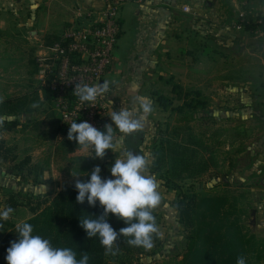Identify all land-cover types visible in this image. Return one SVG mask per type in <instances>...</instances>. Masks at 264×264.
Instances as JSON below:
<instances>
[{
  "label": "rangeland",
  "instance_id": "374dc122",
  "mask_svg": "<svg viewBox=\"0 0 264 264\" xmlns=\"http://www.w3.org/2000/svg\"><path fill=\"white\" fill-rule=\"evenodd\" d=\"M246 7L242 4L238 11L247 13ZM12 37L0 36V109L5 103L28 97L34 100L31 104L34 112L16 119L22 124L18 130L0 135V141H5L7 148L12 149L13 154L18 158L16 162L10 158L9 160L0 158V210L7 208L9 199L18 193L35 197L46 196L52 200L64 188L75 186L76 179L86 181L89 177L84 175L90 174L97 166L101 168L102 178H113L108 169L115 162V149L114 153L109 151L103 159H100L95 158L91 149L79 148L74 140L68 139V135H59L54 140H46L48 134L55 129L61 128L62 131L65 129L60 116L47 102V93L39 82L41 68L38 57L41 52L46 53L42 51L44 38L33 37V42L27 40L24 44L20 39ZM26 38H32V36L27 34ZM237 39L232 51L228 53L218 51L216 54L219 59H232V62L229 65L219 66L222 71L218 82L219 92L212 96L208 91V96L202 95L199 98L200 101L205 102V108L198 105L197 110L192 111L185 107L184 111H178V107L183 106L184 102L179 100L178 95L172 90L178 82L183 80H186L183 82L186 85L181 86L183 97L186 93L194 94L195 89L199 88L200 83H197L199 80L193 82L192 72L197 67L194 62L205 60L206 55L203 54L202 48L205 45L208 50L210 49L208 40L204 39V42L197 40L194 48L186 54L188 62L185 67H178L182 63V58L177 57V53L171 52L169 58L176 64L171 67V72L174 71L175 74L163 76L162 73L160 78L155 80L152 78L144 84L142 97L151 101L153 110L141 121V129L135 132L140 135L139 141L134 145L132 139L129 140L132 151L139 153L141 145L144 142L147 143L146 147L152 158V161L150 160L152 172L157 155L162 154V149L168 153L170 148L182 144L187 147L188 156L196 155L195 166L206 164L208 170L195 177H191V174L186 172L182 179L175 178L174 184H170L171 187L166 186L167 179L161 178L162 175L166 176L168 170L171 171L169 165L163 166L160 173L152 172L157 182L161 181L164 189L166 187L169 191L165 194L160 193L161 203L153 209L159 218L157 225L159 243L153 244L152 247L157 250V254L140 257L130 264H180L183 260L186 253V233L179 223L176 210V202L181 195L185 193L213 194L223 191L245 194L243 185L246 183L242 182L243 169L253 163L247 150L248 144L264 141V123L256 118V120L248 118V115H243L241 111L252 109L259 105L258 103L264 102V97L259 99L250 97L239 87V84L243 80H250L252 85H259L262 80L264 29L257 27L241 31ZM164 68L167 73V67L164 66ZM184 68L188 69L185 72L186 75L180 74ZM203 71L209 73L210 67L203 66ZM201 84L208 87V83ZM234 84L237 88L226 91V87L230 89ZM159 96L167 99L166 108L162 102L158 101ZM105 97L110 111H113L108 95L106 94ZM194 97L196 96L191 95L188 100L191 101ZM135 111L138 112V108L133 112ZM2 119L5 117H0V121ZM28 120H31L33 125L40 124L39 130H34V126L24 128ZM120 134L118 131L115 132L116 136ZM28 157L31 158V162L24 170L15 168L18 162ZM72 174L81 175V177L73 178ZM255 183L261 185L257 179ZM172 186H179L180 189L175 190ZM216 186H219V189ZM261 197H264V192ZM17 200L27 203L24 196ZM32 216L25 206L15 209L8 220L0 222L3 224V227H0V239L8 232L9 227L6 222L9 221L17 226ZM111 264L117 263L111 260Z\"/></svg>",
  "mask_w": 264,
  "mask_h": 264
},
{
  "label": "crops",
  "instance_id": "0c3cea01",
  "mask_svg": "<svg viewBox=\"0 0 264 264\" xmlns=\"http://www.w3.org/2000/svg\"><path fill=\"white\" fill-rule=\"evenodd\" d=\"M242 4L247 6V13L238 11ZM186 6L190 7L191 13L184 12L183 8ZM103 7L104 0H0V36H13L12 38L20 39L24 44L27 40L33 42L35 37L44 38V51L47 48V37L62 35L77 23V16L81 12H99ZM241 14L245 15L247 20L264 17V0H143L142 3L126 4L122 10L121 36L114 53L113 67L105 80L109 85L105 95H108L112 109L119 111L127 107L133 112L138 108L137 100L142 97L145 83L152 78H160L162 73L163 76L175 74L174 71L171 72V67L176 64L170 60V54L177 53V57L182 58L178 67H185L188 51L194 48L197 40L204 42V39L208 40L210 49L204 45L202 49L206 55L205 60L194 62L197 67L192 72L193 82L199 80L197 83H200V86L195 90L202 95L208 96V91L212 96L216 95L219 92L218 82L222 73L219 66L232 62V59H219L216 54L218 51H232L239 33L248 31L240 21H243ZM27 34L32 38L27 39ZM262 47L264 48V43ZM161 65L167 67V73ZM206 65L210 67L209 73L203 71V66ZM186 70L188 69L184 68L180 74L186 75ZM183 82H178L177 85H186ZM201 83H208V87ZM239 87L250 97L263 98L264 71L259 85H252L250 80H243ZM235 88L237 87L234 84L230 89L226 87V91ZM258 104L241 112L252 120L259 119V122L264 123V102ZM133 115L138 117L139 111L133 112ZM139 136L136 133L117 136L119 147L115 149L116 157L125 152L136 153L132 151L129 140L132 139L133 144H136ZM141 146L137 153L149 154L147 143L144 142ZM247 150L253 163L243 169L242 182L246 183L243 185L244 192L252 207V230L264 241V197H261L264 192V141L249 143ZM150 166L148 171L152 174ZM256 179L261 185L255 183ZM159 182V193L169 192L166 187L164 189L162 182ZM216 187L219 189V186Z\"/></svg>",
  "mask_w": 264,
  "mask_h": 264
},
{
  "label": "trees",
  "instance_id": "16d2710c",
  "mask_svg": "<svg viewBox=\"0 0 264 264\" xmlns=\"http://www.w3.org/2000/svg\"><path fill=\"white\" fill-rule=\"evenodd\" d=\"M249 21L250 23L244 24L247 30L258 27L251 23L253 20ZM261 28L264 29V27ZM61 36L47 37L45 46L53 47L60 42ZM44 90L47 93L46 100L51 105L52 93L47 87H44ZM173 93L184 102V105L177 109L180 112L184 111L185 107L192 111L197 110L198 105L206 107L205 102L200 101L199 98L202 94L198 91H195L194 94L186 93L183 97V88L180 85H175ZM191 95L196 97L189 101ZM158 101L162 102L165 108L167 107L165 97L159 96ZM33 102L34 100L24 97L3 104L0 109V117H5V119L0 121V135L18 130L22 124L16 119L33 113L34 110L31 108ZM30 126H34V130H39L41 125L38 123L33 125V122L28 120L24 128L27 129ZM68 131H62L61 128L55 129L51 134H48L46 140H54L59 135L66 136ZM187 151V147L180 144L170 148L168 153L162 149V154L157 155L152 172L160 173L163 166L169 165L171 171L168 170L166 176H161L162 180L167 179L165 183L167 187L174 184L175 178L182 179L186 172H189L191 177H195L208 170L206 164L198 165L197 168L194 163L196 155L188 156ZM0 158L5 160L10 158L13 162L18 160L12 149H8L6 142L2 140L0 141ZM30 162L31 158L28 157L18 162L15 168L22 171ZM172 187L175 190L180 189L179 186ZM77 194L75 186L64 188L52 200L46 196L35 197L18 193L9 199L8 207H12L14 210L22 206L28 208L33 216L25 222L32 224L34 234L49 239L53 246L72 248L77 252L78 259L83 253H87L89 264H111V260L117 264H130L140 257L157 254L156 249L129 245L128 237L118 236L116 244L113 246V251L116 252L114 255L101 245L98 238L88 239L85 230L80 226L79 218L88 215L100 216L103 214V209L98 203L95 207L89 206L87 202L77 203ZM22 196L27 203L17 200ZM251 208L247 196L243 193L223 191L213 194L185 193L181 195L176 202V210L179 223L186 233V253L180 264H236L237 258L240 256L245 257L246 264H264V241L258 238L252 230ZM152 214L158 225L157 214L153 210ZM108 222L117 232L127 226L114 215H109ZM6 224L9 229L0 239V264H6L7 249L17 239L16 225L9 221ZM156 243L157 245L159 243L157 233L153 235V244Z\"/></svg>",
  "mask_w": 264,
  "mask_h": 264
},
{
  "label": "clouds",
  "instance_id": "9594fccd",
  "mask_svg": "<svg viewBox=\"0 0 264 264\" xmlns=\"http://www.w3.org/2000/svg\"><path fill=\"white\" fill-rule=\"evenodd\" d=\"M108 82H96L92 85L77 83L74 94L81 104H92L101 93L108 91ZM140 115L134 116L131 109L123 107L113 109L111 123L99 130L87 120L74 121L69 126L68 139L75 141L79 148L91 149L95 158L103 159L105 155L119 147L118 131L123 135L132 134L142 127L141 121L152 112V103L146 97L137 100ZM150 154L140 155L125 152L116 157L108 169L111 177L104 179L101 168L95 167L89 178L76 179V201L79 204L87 202L95 207H102L103 214L79 218L80 226L85 230L88 239L98 238L108 252L113 251L118 236L128 237L127 243L135 247L151 249L153 235L158 232L152 210L161 203L158 184L154 175L148 169ZM73 178L81 175H73ZM47 190V185L45 186ZM14 212L12 207L0 210V222L6 221ZM109 215H114L127 226L117 232L108 222ZM0 227L3 224L0 223ZM17 239L7 249L6 264H89V256L83 253L77 258V252L70 247H56L51 241L34 234L31 223L23 222L16 226ZM118 247V245H117ZM236 264H246L243 256L237 258Z\"/></svg>",
  "mask_w": 264,
  "mask_h": 264
},
{
  "label": "built area",
  "instance_id": "2783aa9c",
  "mask_svg": "<svg viewBox=\"0 0 264 264\" xmlns=\"http://www.w3.org/2000/svg\"><path fill=\"white\" fill-rule=\"evenodd\" d=\"M129 2L142 3L143 0H104L101 11L81 12L77 24L62 34L60 42L45 48L46 53L39 55V82L52 93L51 105L65 130H69L72 122L80 120H87L99 130L111 123L112 111L105 93L92 104H81L73 91L77 83L105 82L121 36V12ZM183 10L191 13L190 7ZM241 19L244 24L250 23L243 14ZM252 20V24L264 27V17Z\"/></svg>",
  "mask_w": 264,
  "mask_h": 264
},
{
  "label": "water",
  "instance_id": "95a60500",
  "mask_svg": "<svg viewBox=\"0 0 264 264\" xmlns=\"http://www.w3.org/2000/svg\"><path fill=\"white\" fill-rule=\"evenodd\" d=\"M135 133V132H134ZM137 135H139L138 133H136ZM136 143V142H135ZM135 145V144H134Z\"/></svg>",
  "mask_w": 264,
  "mask_h": 264
}]
</instances>
